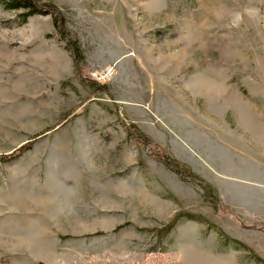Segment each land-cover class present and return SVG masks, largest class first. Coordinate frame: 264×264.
I'll return each instance as SVG.
<instances>
[{
    "label": "rangeland",
    "instance_id": "rangeland-1",
    "mask_svg": "<svg viewBox=\"0 0 264 264\" xmlns=\"http://www.w3.org/2000/svg\"><path fill=\"white\" fill-rule=\"evenodd\" d=\"M9 1L0 264H264V0Z\"/></svg>",
    "mask_w": 264,
    "mask_h": 264
},
{
    "label": "trees",
    "instance_id": "trees-1",
    "mask_svg": "<svg viewBox=\"0 0 264 264\" xmlns=\"http://www.w3.org/2000/svg\"><path fill=\"white\" fill-rule=\"evenodd\" d=\"M8 5H10L11 7H15V8H21V7L24 8L25 10H23L21 12L23 18H26V17L34 14V13H50L53 17V22L55 23V25H56L57 29L59 30V32L61 33V35L65 36L68 39L69 46L72 48L75 55H76V53L79 55L80 48H79L78 44L76 43V41L74 39L70 38V36H68V34L66 32L67 30H66L65 24H64V17L62 15V13L60 12V10L56 6L49 4V3H45V2H38L37 0H10L8 2ZM75 60H76L75 64L77 66V63L79 62V56H77ZM87 81L91 84L95 83L94 80L88 79ZM127 132L130 136H132L140 144H143L144 146H149L150 150L154 151V154L156 156H158L160 159H162L167 166H169L170 168H172L173 170L178 172L183 177L190 178L194 175L188 166L177 161L176 159L169 157L164 152L159 151L158 146L155 143H153L151 140H149L146 136H144V134L139 129H137L134 124H130L127 127ZM25 147H27V146L24 145L22 147H19L16 152L1 155L0 160H7V159L19 154V152L22 149H25ZM201 189H202V192H201L202 195L205 198L210 199L211 201H214L217 204V206L219 207V209H221L222 211L228 210V208L222 206V204L220 203V200L214 194L213 188L209 183L204 182L202 184ZM239 220L243 224H248L241 218H239ZM175 222H176V217L173 218V220L170 223H168V224L164 225L162 228H160V230H163L164 233L168 232L173 227ZM249 225L264 230V224L249 223Z\"/></svg>",
    "mask_w": 264,
    "mask_h": 264
}]
</instances>
